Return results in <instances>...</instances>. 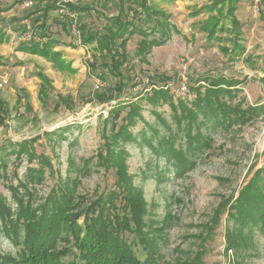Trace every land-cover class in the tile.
Instances as JSON below:
<instances>
[{
	"label": "rangeland",
	"instance_id": "1",
	"mask_svg": "<svg viewBox=\"0 0 264 264\" xmlns=\"http://www.w3.org/2000/svg\"><path fill=\"white\" fill-rule=\"evenodd\" d=\"M26 1L24 6L33 9L35 4L26 6ZM212 1L152 0L169 15V37L141 57L136 54L141 36H131L127 41L129 59L116 68L120 75L108 72L100 59L99 68L91 69L89 63L95 55L103 57L94 49L96 44H85L83 40L84 34L105 31L119 12L118 0H79L75 6L86 7L76 9L79 32H73L67 21H60L54 5L48 3L50 12L45 25L33 21L30 27L40 37L46 33L58 41L55 50L62 52L70 66L24 52L14 54L0 67V79L3 75L8 79L0 86V194L7 202L16 207L9 186L25 180L28 166H38L37 160L29 164L25 154L20 160L12 151V143L35 138L37 153H44L50 159L51 166H45L42 182L32 185L35 201L42 199L60 177L65 178L69 167L75 176L74 162L78 165L92 158L91 170L82 175L77 190L96 196L115 185L114 170L96 165L112 105L136 99L152 87L162 85L169 89L175 104L184 100L191 105L196 97L195 87L203 77H233L241 82L234 89V97L228 100L242 109L254 110L246 113L248 118L233 117L231 126L204 130L213 138L212 146L200 153L192 170L176 176L142 142L127 144L128 171L134 177V184L143 191L149 217L159 221L158 225L166 213L174 217L159 243L162 264H185L188 260L196 264L238 261L264 264V238L260 233L255 236L256 245L240 250L239 254L227 250L226 241L227 229L233 225L228 216L230 205L254 171L264 165V0H240L235 11L238 24L231 23L227 7L222 14L219 8L212 12L202 10ZM196 9L201 11L195 14ZM210 15L220 16L219 23L225 27L218 32L219 40L207 37L204 23L210 20ZM129 17L135 23L146 20L133 12ZM157 19L162 20L153 17L149 23L153 25ZM62 22L66 23L65 28ZM236 42L245 49L234 55L232 49ZM39 72L50 79L52 87H47V96L39 93L43 86ZM183 85L188 86L184 92L180 89ZM102 93L114 94L116 98L102 102L99 97ZM142 106L143 119L131 127L138 136L143 130L148 136H154L150 125L158 127L161 133L169 132L161 117L167 119L173 131L177 130L169 103L151 105L143 99ZM153 142H157L156 138ZM182 142L178 135L176 145ZM158 171L166 172L167 178H159ZM0 248L6 253L16 251L5 236L0 238Z\"/></svg>",
	"mask_w": 264,
	"mask_h": 264
},
{
	"label": "trees",
	"instance_id": "2",
	"mask_svg": "<svg viewBox=\"0 0 264 264\" xmlns=\"http://www.w3.org/2000/svg\"><path fill=\"white\" fill-rule=\"evenodd\" d=\"M239 1L213 0L204 5L202 10L212 12L219 8V14H222L227 7L226 14L230 16L231 23L238 24L240 22L235 11ZM118 2L119 12L106 25L104 32L83 35L85 44H96L94 49L103 57L95 55L89 63L94 71L99 68L97 61L100 59L108 72L120 75L116 68L128 61L127 41L134 34L141 36L136 48V54L141 57L147 56L153 46L164 44L169 37V15L153 4L152 0ZM76 8L86 9L82 6ZM200 11L196 9L194 13ZM130 12L146 20L135 23L129 17ZM153 17L162 20L157 19L151 25L149 20ZM208 18L210 20L204 23L208 39H221L218 32L225 27L219 23L220 16L210 15ZM62 27L65 28L66 23H62ZM42 37L43 40L23 43L16 50L70 66L64 61L62 52L55 50L58 41L46 33ZM244 49L242 44L236 42L232 51L237 55ZM107 57L109 61H106ZM98 75L103 76L100 73ZM38 76L43 82L39 93L47 96V87H52L50 79L40 72ZM200 81L195 87L196 97L191 105L184 100L175 104L169 89L164 88V85L152 87L145 95L136 96V99L117 101L112 105L109 109L110 120L103 131L104 143L96 155V165L114 170L115 185L96 196L77 190L82 175L91 170L92 158L78 165L71 161L77 174L73 176L69 167L65 178L60 177L42 199L35 201L32 185L42 182L45 166H51L50 159L44 153H37L35 138L12 143V151L16 152L20 160L25 154L29 164L37 160L38 166H28L25 180L9 186L16 207L11 206L7 198L0 194V238L7 237L16 248L15 253H6L0 248V264H162L159 243L174 217L166 213L161 225L149 217L150 211L143 191L134 184V177L128 171L127 144L146 143L168 169L173 170L176 176H181L195 167L200 153L211 148L213 138L204 130L231 126L233 117L244 118L250 109L254 110L252 107L242 109L239 104L228 100L234 97V89L241 82L239 79L209 75ZM99 97L102 102L116 98L114 94L104 93L99 94ZM143 99L151 105L169 103L177 130L173 131L167 119L159 115L165 130L169 132L161 133L158 127L150 125L154 136H148L145 130L140 136L134 133L131 127L137 124L138 119H143ZM178 135L183 142L176 145ZM155 138L156 143L153 142ZM158 177L167 178L166 172L162 174V171H158ZM228 216L233 225L226 232L227 250L232 249L237 253L243 249L249 250L256 245L255 236L258 233L264 238V165L256 169L241 188L230 205ZM68 255L72 257L67 260L65 258ZM185 264H196V261L188 260Z\"/></svg>",
	"mask_w": 264,
	"mask_h": 264
},
{
	"label": "crops",
	"instance_id": "3",
	"mask_svg": "<svg viewBox=\"0 0 264 264\" xmlns=\"http://www.w3.org/2000/svg\"><path fill=\"white\" fill-rule=\"evenodd\" d=\"M24 2L25 0H0V67L3 66V62L12 59L14 54L24 53L16 49L18 45H23L20 37L22 32L30 27V23L33 21L44 23L49 15V10L44 14L48 6L42 7L40 1H36L33 9L26 8ZM58 18L60 21L63 20L59 16Z\"/></svg>",
	"mask_w": 264,
	"mask_h": 264
},
{
	"label": "built area",
	"instance_id": "4",
	"mask_svg": "<svg viewBox=\"0 0 264 264\" xmlns=\"http://www.w3.org/2000/svg\"><path fill=\"white\" fill-rule=\"evenodd\" d=\"M36 1H40L42 4V7H45L46 5L53 4L54 9L58 12V15L63 18V20L67 21V23L71 24V29L73 32H79L78 26H77V10L75 8V5L79 3V0H27L25 5L26 6H33ZM23 41H41L42 37H40L39 33L34 29L29 27L23 33L20 37ZM8 81L7 77L5 75L1 76L0 79V86L5 84ZM188 88L187 85H183L180 87V89L184 92Z\"/></svg>",
	"mask_w": 264,
	"mask_h": 264
}]
</instances>
